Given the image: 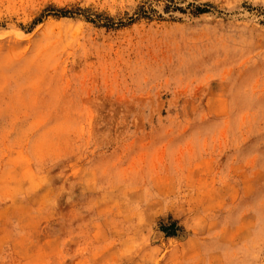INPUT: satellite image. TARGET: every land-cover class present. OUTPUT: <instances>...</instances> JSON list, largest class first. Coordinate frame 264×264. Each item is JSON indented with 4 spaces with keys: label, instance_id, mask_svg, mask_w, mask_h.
<instances>
[{
    "label": "rangeland",
    "instance_id": "1",
    "mask_svg": "<svg viewBox=\"0 0 264 264\" xmlns=\"http://www.w3.org/2000/svg\"><path fill=\"white\" fill-rule=\"evenodd\" d=\"M0 264H264V0H0Z\"/></svg>",
    "mask_w": 264,
    "mask_h": 264
},
{
    "label": "trees",
    "instance_id": "2",
    "mask_svg": "<svg viewBox=\"0 0 264 264\" xmlns=\"http://www.w3.org/2000/svg\"><path fill=\"white\" fill-rule=\"evenodd\" d=\"M174 229H175V226L171 225L170 228H168L167 230H163V231H165V233H167V235L173 236L174 235Z\"/></svg>",
    "mask_w": 264,
    "mask_h": 264
}]
</instances>
